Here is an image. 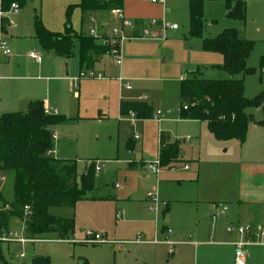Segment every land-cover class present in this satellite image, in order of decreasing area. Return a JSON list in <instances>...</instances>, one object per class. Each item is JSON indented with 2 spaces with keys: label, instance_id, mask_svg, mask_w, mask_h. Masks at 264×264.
Returning a JSON list of instances; mask_svg holds the SVG:
<instances>
[{
  "label": "rangeland",
  "instance_id": "374dc122",
  "mask_svg": "<svg viewBox=\"0 0 264 264\" xmlns=\"http://www.w3.org/2000/svg\"><path fill=\"white\" fill-rule=\"evenodd\" d=\"M145 1L150 5L152 4V0ZM220 1L223 0L213 1L216 17H219L216 8H220L221 5H218L221 4L218 3ZM226 1L228 0H225V9ZM242 1L247 6L246 23L232 21L229 18L224 21L221 19L216 28L218 30L225 23L231 22L238 29H228L241 31L249 41L254 42L255 48L248 60V68L254 69L255 73L245 77L246 98L254 100L261 94L264 96V0ZM70 5V2L66 5V0H26L25 6L18 12L12 11L11 14L3 16L4 19H10L11 26L7 27L6 31L9 35L6 36L2 32L0 24V35L2 33L3 40L5 39L8 42L11 59L17 56L22 57L21 60L15 59L19 62L18 67H23V61L32 64V61L27 59L29 53L36 52L42 57L47 54V51L41 49L42 47L36 50L30 47L34 43L33 40H35L33 29L35 15L41 14L42 24L44 25L45 21L51 28L60 27L62 23V32H52L45 25L44 27L52 33L64 34L66 32L67 11L71 7ZM167 5L171 6L170 3ZM151 6H154V4ZM220 10L222 14L225 12L223 8ZM149 11L153 14L151 8ZM156 11L157 9L154 10V12ZM179 11L180 9L177 10L171 7V12L166 13L170 26L175 23L180 27L178 33L168 31L165 37L162 32L161 34L157 33L155 39L159 41L152 40L157 42L144 43L143 41L134 40L123 43L125 50L126 48L139 47L136 55L139 53H142V55L136 63L142 66L140 70L134 69L131 73H122L121 75V68L116 65L113 56L108 54L107 57L103 58L94 72L95 74H102L107 79L103 81L99 79L81 80L78 86L79 88L82 87V91H85L89 100L84 103L81 111L78 110L76 104L74 109L69 112L73 120L69 121L68 119L67 123H62L63 125L59 128L62 137L70 142L66 159L70 158L75 162L79 178L86 173L92 162L98 163L101 167V172L95 176L94 191L90 193L92 197L100 201L96 203L81 201L76 204L75 209L70 207H52L49 209L51 216L75 222L74 234L68 236L65 241H56L59 238L58 234H48L40 238L45 240L36 243L6 242L11 232L17 233L19 237L28 238L25 224L29 219L26 218V210L24 209L22 218H11L9 230L0 236L2 257L5 260V263L0 260V264H30L33 257L49 258L51 264H82L83 262H86V264H143L137 254L125 252L127 245L122 246L121 253H118L115 244L108 243L94 246L85 244L84 239L87 232L103 235L106 238L101 231L112 229L114 213L120 215L128 210L121 201L124 199L121 197L126 189L130 192L138 188L135 197L139 200H145V203L148 200L151 212L155 213L158 208L160 211L166 210V204L163 205V200L159 197L160 194L155 190L163 177L162 174L160 180L157 181L155 176L145 173L147 172L145 164L159 159V130L163 131L170 141L181 145L180 149H183L184 159L200 160L203 167L208 164V157L214 151L215 146H218L221 152L227 151L228 148L225 147V144L228 143L224 141L217 142L210 135L207 125L198 123L202 127L200 132L198 125L181 118L180 84L190 77L191 71L186 68L185 53L175 39L179 35L183 36L186 28L185 21L183 22L181 17H176ZM84 16L86 20L88 16L85 14ZM82 18V14L74 8L71 15V27L78 35H81L82 30L83 34L88 32V26L82 27L81 25ZM153 20H157V18H152L149 22ZM14 24L16 29L12 33L11 28L14 27ZM12 36L21 40L16 41L13 45ZM143 44L151 47L147 50L141 47ZM39 45L41 46L40 43ZM202 50L204 51L203 48ZM79 56L80 45L75 42L73 56L70 59L74 58L75 60L77 58L79 60ZM4 60V57L0 56V83L12 81L14 80L13 77L17 79L21 76L30 77L31 71H28V74H23V70L5 73L3 71ZM200 72L204 74L203 71ZM183 75H186L185 79L182 78ZM120 77L124 79L125 85L128 84L132 88L131 90H126L120 85L118 81ZM26 82L28 81L16 80L19 92L25 90V87H21V85ZM58 88L61 93H66L63 84L58 85ZM79 88L77 91H79ZM119 95L124 99H135L137 103H145L151 106L153 118L133 122L131 116L121 117L119 114ZM24 111L27 112V109ZM157 111L164 113V121L161 126L154 120ZM0 113H2V108H0ZM247 114L252 116L254 120L250 125L264 123V102L258 108L249 109ZM2 115L5 114H0V116ZM135 135L140 136L141 140L135 141ZM187 138H195V141L183 143V140ZM199 141H201L200 149L196 146V142ZM61 159L63 163L72 162L66 161L62 157ZM183 164H171L163 168L162 172H170V169H175L173 174H183ZM146 175L149 177L148 179H146ZM13 185L14 176L11 172L0 173V212L4 211L5 208L10 209L9 205L14 202ZM148 195H157L160 200L159 205L156 206ZM5 205L7 206L5 207ZM28 239L37 241L30 237ZM106 239L109 242H117L110 238ZM117 254L120 255L116 256ZM21 256H25V259H18ZM157 264L168 263L164 260V262L160 261Z\"/></svg>",
  "mask_w": 264,
  "mask_h": 264
},
{
  "label": "crops",
  "instance_id": "0c3cea01",
  "mask_svg": "<svg viewBox=\"0 0 264 264\" xmlns=\"http://www.w3.org/2000/svg\"><path fill=\"white\" fill-rule=\"evenodd\" d=\"M103 1L111 2L114 0ZM121 1L124 18L134 24L132 30L124 31V34L129 38L125 42L134 40L143 41L144 43L157 42L152 41L158 40L155 39L157 33L161 34L162 32L164 37L168 31L178 33L180 27L172 23L171 25H177L178 28L171 29L166 13L171 12V7L177 10L180 9L176 17H181L183 22L185 21L186 28L184 29L185 33L183 36L179 35L175 39L185 53V66L191 71L190 77L197 73L201 79L205 80H228L231 78L228 73L218 68L224 64V57L221 54L203 51V40L190 38L189 3L191 0H165L164 5L152 3L154 6H151L152 4H148L145 0ZM204 1L205 39L216 38L222 31L228 28L238 29L235 24L227 22L222 28L217 30V23L221 19L224 21L229 18L230 12L224 7L225 0L218 2L221 3L218 4L221 5L220 8H216L218 9L219 17L214 15V0ZM69 2L71 3L70 6H77L81 3V0H66V5ZM169 3L171 6L167 5ZM150 8L153 10V14L150 13ZM221 8L225 11L223 14L221 13ZM75 9L83 16L81 19L82 27L88 26V35L83 34V30L80 33L81 35L90 37L91 18L96 21L94 27L100 38L109 37L113 29L120 27V22L115 19L112 10L84 12L78 7ZM156 9L157 11L154 12ZM84 14L88 16L86 20ZM109 14L110 16H108ZM152 18H157L155 20L158 22L157 26H152V21L149 22ZM44 25L52 32H62L63 30L62 23L60 27L56 28H51L45 21ZM15 29L16 25L14 24V27L11 28L12 33L15 32ZM145 30L150 31V39L143 38ZM3 33L6 36L9 35L7 31ZM240 33L247 39L243 32L240 31ZM11 39L13 45L16 41L21 40L14 36ZM33 41L34 43L31 44V48L34 50L39 47L41 48L36 37ZM95 41L98 45H103L100 39H95ZM123 47L122 44L123 64L120 67L121 75L122 73H131L134 69L140 70L142 66L136 63L137 59L142 55V53L136 55L139 47L126 48V50ZM141 47L148 50L151 46L143 44ZM43 51L45 50L43 49ZM46 53L43 57L36 52L34 53L42 57L40 63L32 59L29 53L27 59H29L28 61L31 60L32 64L23 61V67H18L19 62L17 60H21V56L11 59V56L0 55L5 59L3 64V71L5 73L23 70V74H28V71H31L30 77L21 76L19 79L13 77L12 79L14 80L12 81L0 83V108H2V113L0 114L25 113L26 111L24 110L27 109L28 111L29 104L32 101H42L47 114L67 116L66 118L70 121L73 118L70 117L69 112L74 109L76 104L78 110L81 111L84 103L88 102L89 99L85 91L83 92L82 87L79 88L78 86L81 81L76 84L74 80L79 77V72L90 70L82 68L80 59L75 58L74 60V58L60 57L53 52ZM107 56H102L91 71H94L99 62ZM200 71H203L204 74ZM34 75L35 77H33ZM182 78L185 79L186 75H183ZM237 78L240 79L241 76ZM16 80L28 81L21 85V87H25L23 92L18 91L19 88L16 86ZM61 84L65 87L66 93L59 91L58 85ZM78 88L79 91H77ZM118 100L121 117H124L120 112L122 102L137 103L135 99H124L120 95L118 96ZM157 112L154 115V120L155 116L160 119V122L155 121L161 126L164 121V113L162 112V116H157ZM135 121L138 120L136 119ZM188 121L194 125H198L200 132L202 127L198 123L207 125L204 122ZM63 124L49 128L52 135L57 136V140L54 142L55 148L53 151L55 154L53 158L61 161L62 157L66 161L73 162L70 158L66 159L70 142L62 137L59 132V128ZM210 135L215 139L211 133ZM140 140V136L139 139H135V141ZM162 141L168 145L175 144L174 141H170L163 131L159 130V157ZM192 141H195V138L185 139L183 143H190ZM225 143H228L225 144V147L228 148L227 151L221 152L218 146H215L214 151L208 157V164L204 167L200 160L184 159L183 149L181 148V153L176 164L184 163L183 174H173L175 173V169H170V172H161L163 177L160 180L161 174L156 176L148 170L145 172L147 175L155 176L157 181L160 180L159 186L155 190L160 194L159 197L163 200V205L166 204L167 206L165 211H160L158 208L155 213L151 212L148 200L145 203V200H139L135 197L138 188L130 192H128V189L125 190L124 195L121 197L124 199L121 201L128 210L120 215H116L115 212L112 229H103L101 231L105 234L106 238L117 241L114 243H116L118 253H121L122 246L127 245L125 252L128 251V254L134 252L133 254H137L143 264H157L160 261L164 262V260L168 264H236L234 244L238 241H244V239L238 234H228L227 229L231 226L264 225V126L250 125L246 141L243 144L238 140L226 141ZM179 146L181 147L180 144ZM196 146L200 149L201 141L196 142ZM97 165L99 166L98 163H96ZM186 166L188 169H185ZM100 172L101 167L98 173ZM147 175L146 179L149 178ZM90 201L96 203L100 200L89 194L83 202ZM219 205L225 206L227 212L222 213L217 208ZM214 217L216 218L214 219ZM39 241L42 240L26 243H36ZM56 241L62 242L65 240L58 238ZM262 244L248 247L249 256L246 264H264V238ZM118 255L120 254L116 256ZM18 259L23 260L25 256L22 259L18 257Z\"/></svg>",
  "mask_w": 264,
  "mask_h": 264
},
{
  "label": "trees",
  "instance_id": "16d2710c",
  "mask_svg": "<svg viewBox=\"0 0 264 264\" xmlns=\"http://www.w3.org/2000/svg\"><path fill=\"white\" fill-rule=\"evenodd\" d=\"M3 12H8L13 4L23 8L26 0H0ZM82 11H111L123 9L121 0H81L77 6L68 8L66 32L56 34L42 24L39 14L35 15V37L47 52L70 58L75 42L80 45V63L83 69L91 70L98 60L110 52V47L98 45L95 39L76 34L71 27L74 8ZM228 17L245 22L246 3L242 0L226 1ZM189 36L203 40V49L208 53H218L224 57V64L218 68L230 75L228 80H205L198 74L183 80L180 84L181 118L204 122L217 141H246L249 125L254 122L247 114L251 108H258L264 102L261 94L254 100L245 95V77L255 73L248 68V60L255 48L254 42L245 39L240 31L227 29L213 39H205V1L191 0L189 3ZM9 20L3 19L2 32L9 27ZM241 76L240 79L237 77ZM187 107V110H185ZM122 116L134 113L137 120L153 118V109L145 103L122 102ZM68 121L65 116L49 115L42 101L29 104L25 113H11L0 116V173L11 172L14 176V202L0 212V236L9 230L11 218L21 219L26 207L31 216L26 223L27 236L33 240L44 235L58 234L66 240L75 231V222L59 219L49 214L52 207L75 208L94 191L96 163L92 162L86 173L78 177L75 162L63 163L48 153L55 148L49 128ZM264 126V123H259ZM180 155L179 144H165L162 141L160 160L163 167L174 164ZM7 205H5L6 207ZM0 260L2 257L0 245ZM31 264H51L49 258L35 257ZM86 264V262H84Z\"/></svg>",
  "mask_w": 264,
  "mask_h": 264
},
{
  "label": "built area",
  "instance_id": "2783aa9c",
  "mask_svg": "<svg viewBox=\"0 0 264 264\" xmlns=\"http://www.w3.org/2000/svg\"><path fill=\"white\" fill-rule=\"evenodd\" d=\"M152 3H159V4H165V0H152ZM20 6L18 4H13L11 6V9L8 12H3L1 9V4H0V24H2V21L4 19L3 16H5L6 14H11L12 11L13 12H18L20 10ZM112 14L114 15L115 19H117L120 22V27L115 28L112 30V33L109 37L106 38H100L99 34L96 30V28L94 27L96 24L95 19L91 18L90 19V23H91V29H90V37L94 38L96 40L100 39L102 42V44L104 46H108L110 47V52L109 55L113 56L116 60V65L121 67L123 64V57H122V44L129 40V38L124 34L125 30H132L134 28V24L125 19L123 16V11L122 9H115L112 10ZM9 19V18H8ZM158 22L153 20L151 22L152 26H157ZM9 25L11 26V21L9 20ZM178 26L173 25L171 26V29H177ZM143 38H150L151 34L149 30H145L143 32ZM2 33L0 35V54L4 55V56H11V50L9 49V45L8 42L3 38H2ZM131 39V38H130ZM30 57L32 59H34L37 63H40L42 61V57H40L37 54H30ZM83 79H99V80H103L105 79V77L102 74H95L94 71H83L80 73L79 77L76 78L74 81L76 82V84H78L79 81L83 80ZM119 82L121 84V86L123 88H125L126 90H131L132 88L128 85V84H124V79L123 78H119ZM75 84V86H76ZM185 110H187V107H185ZM47 113V112H46ZM129 116L132 117L133 122L136 120V116L134 113H130ZM157 116H162V112L158 111L157 112ZM155 120H157L158 122H160V119H158L155 116ZM135 139H139V136L135 135L134 137ZM52 139L55 142L57 140V136L56 135H52ZM187 140H189V138H187ZM55 154V152L52 150L50 151L47 155L48 157H53ZM145 166L147 167V170L156 175L159 176L161 174V172L163 171V166L161 165V160L160 157L157 161L152 162V163H148L145 164ZM185 169H188V167L186 166ZM100 171V167L97 165L96 166V173H98ZM149 198L152 199L153 203L158 206L160 203V200L158 198L157 195H148ZM217 208L220 209V211L222 213L227 212V208L225 206L219 205ZM26 218L29 219L31 216V209L30 207H26ZM216 217H214L215 219ZM227 233L230 235L233 234H238L239 236L243 237L244 241H238L234 244V256H235V262L236 264H246V260L249 256V252H248V247L251 245H263L262 244V240L264 238V225H248V226H231L227 229ZM5 234V233H4ZM6 236V235H5ZM1 240V238H0ZM6 242H20L22 244L26 243V242H34L31 241L30 239H25L22 237H19L17 233L11 232L8 235V238L6 239ZM84 243L85 244H90V245H105V244H116L114 242H109L104 236L102 235H98V234H94L91 232H87L85 234V239H84ZM19 258H24V256H21Z\"/></svg>",
  "mask_w": 264,
  "mask_h": 264
}]
</instances>
